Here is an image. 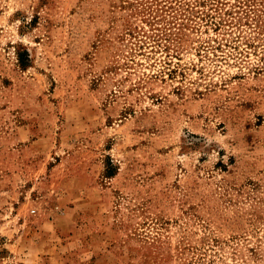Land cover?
Here are the masks:
<instances>
[{
	"label": "rangeland",
	"instance_id": "rangeland-1",
	"mask_svg": "<svg viewBox=\"0 0 264 264\" xmlns=\"http://www.w3.org/2000/svg\"><path fill=\"white\" fill-rule=\"evenodd\" d=\"M0 264H264V0H0Z\"/></svg>",
	"mask_w": 264,
	"mask_h": 264
}]
</instances>
